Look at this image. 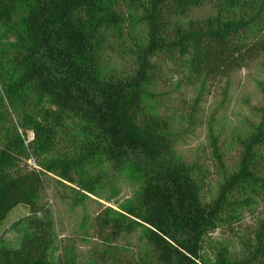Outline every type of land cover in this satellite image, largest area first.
<instances>
[{
	"label": "trees",
	"instance_id": "trees-1",
	"mask_svg": "<svg viewBox=\"0 0 264 264\" xmlns=\"http://www.w3.org/2000/svg\"><path fill=\"white\" fill-rule=\"evenodd\" d=\"M205 1L211 15L184 20L203 0H0V223L16 205L29 208L14 224L25 226L20 246H0V264H73L51 255L53 216L38 202L45 176L92 194L109 171L124 170L139 190L122 212L107 208L95 217L102 262L264 264V218L240 241V254L216 246L213 257L204 252L221 222L264 203V107L240 140L236 168L206 200L192 167L176 157L167 122L142 104L154 56L218 78L264 54V0ZM124 2L139 10L145 32L141 40L126 33L131 44L123 52L134 66L118 70L104 53L122 39ZM9 111L18 125H6ZM138 230L145 249L134 259L113 242Z\"/></svg>",
	"mask_w": 264,
	"mask_h": 264
},
{
	"label": "rangeland",
	"instance_id": "rangeland-1",
	"mask_svg": "<svg viewBox=\"0 0 264 264\" xmlns=\"http://www.w3.org/2000/svg\"><path fill=\"white\" fill-rule=\"evenodd\" d=\"M120 10L123 16L122 39L112 40L105 49L104 58L110 67L129 70L134 65L129 54L123 52L131 44L126 33L130 31L136 40H141L145 26L137 20L139 10L135 11L126 2L121 4ZM213 12L208 2L203 0L184 20L208 16ZM128 15L134 23L131 24ZM150 75L142 98L144 111L167 122L176 157L192 167L201 193L206 200H211L225 174L236 168L240 140L260 120L264 107V54L218 78L196 75L185 61L160 54L151 60ZM9 112L6 125L11 121L18 125L17 114ZM26 134L28 140L33 137L31 131ZM260 152L264 155V148ZM25 162L37 168L35 159L29 158ZM103 169L107 171L110 167L105 165ZM138 190L139 183L125 170L109 171L92 194L53 174L45 176L38 202L52 212L57 240L51 251L52 257L55 259L60 255L71 259L73 264H110L100 259L106 245L95 217L107 208L111 214L122 212L121 208L134 199ZM263 204L255 200V204L240 211L239 220L221 222L207 235L205 254L213 257L216 247H226L240 254V241L249 238L258 227L259 219L264 218V213H259ZM28 214V206L22 204L7 213L0 223V246H20L25 226L14 224ZM113 243L134 259L139 251L145 249L139 230L122 235Z\"/></svg>",
	"mask_w": 264,
	"mask_h": 264
}]
</instances>
